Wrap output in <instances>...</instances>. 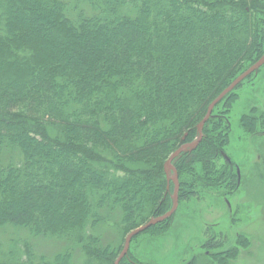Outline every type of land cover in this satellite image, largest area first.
<instances>
[{"label": "trees", "instance_id": "1", "mask_svg": "<svg viewBox=\"0 0 264 264\" xmlns=\"http://www.w3.org/2000/svg\"><path fill=\"white\" fill-rule=\"evenodd\" d=\"M82 2L89 11L66 0H0V155L19 152L18 162L0 159V230L59 247L34 263L29 245L20 254L9 239L0 264H114L122 246L112 251L95 229L116 215L128 233L170 210L166 160L264 54V0ZM232 91L214 108H231ZM211 116L196 147L174 159L178 202L221 179L234 187V162L216 165L227 127ZM241 124L252 133L257 118ZM233 249L215 254L217 264H231ZM119 264L144 263L128 249Z\"/></svg>", "mask_w": 264, "mask_h": 264}, {"label": "rangeland", "instance_id": "2", "mask_svg": "<svg viewBox=\"0 0 264 264\" xmlns=\"http://www.w3.org/2000/svg\"><path fill=\"white\" fill-rule=\"evenodd\" d=\"M82 1L66 0L73 12L77 9L75 6L89 11ZM257 20L259 27L264 28V15H257ZM230 94L234 96L231 108L226 110L225 101L220 102L212 111L211 119L222 118L227 127L228 144L216 165L224 166L226 158L234 162L237 174L234 187L221 179L211 186L199 185L190 190V196L182 198L175 212L156 229L141 232L132 239L129 254L136 261L144 264H217L215 254L228 253L226 251L237 246L236 256L227 259L229 263L264 264V64ZM250 114L257 118L252 133L248 130L253 126L247 129L241 124V118ZM48 131L52 135L55 133ZM0 159L18 162L19 152L5 149ZM200 169L197 165L195 174L186 176L191 183L199 177ZM164 172L172 181L173 170L165 167ZM118 219L114 215L94 231L112 251L123 246L129 233L123 230ZM9 239L15 240L14 249L20 254H24L25 245H29L34 263L40 256L52 257L59 248L53 241L33 237L24 230L1 229L0 244L5 246L4 249H8L6 241Z\"/></svg>", "mask_w": 264, "mask_h": 264}, {"label": "water", "instance_id": "3", "mask_svg": "<svg viewBox=\"0 0 264 264\" xmlns=\"http://www.w3.org/2000/svg\"><path fill=\"white\" fill-rule=\"evenodd\" d=\"M263 64H264V54L256 62H254L252 65H250L247 69L242 71L235 79H233V81H231V83L226 88H224L219 93V95L208 105L203 119L199 122V124L197 126L198 138L192 142L184 143V144L180 145L167 159V161L165 162V167L172 169L173 173H174V177L172 180L173 184H174L173 205H172L171 209L168 212H166L165 214H163L162 216L150 219L147 222H145L144 224H142V225L138 226L137 228L131 230L126 235V237L124 239L123 246L121 248V251H120L118 257L115 259L114 264H119L120 260L127 254L128 249H129V245H130V242H131V239L133 236L145 231L149 227H151V226H153L159 222H162L163 220L167 219L168 217H170L175 212L177 205H178V196H177L178 195V188H177V174L175 172L174 167L171 164L172 160L175 159L181 152L186 151V150H190V149H193L194 147H196V145L199 143L201 136H202L203 124L207 121V119L211 115V112H212L214 106L226 94H228L230 91H232L241 81H243L248 75H250L255 70L260 68Z\"/></svg>", "mask_w": 264, "mask_h": 264}]
</instances>
